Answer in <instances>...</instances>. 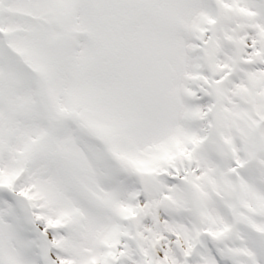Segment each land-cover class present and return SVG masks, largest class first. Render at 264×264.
<instances>
[{
    "label": "snow or ice",
    "instance_id": "snow-or-ice-1",
    "mask_svg": "<svg viewBox=\"0 0 264 264\" xmlns=\"http://www.w3.org/2000/svg\"><path fill=\"white\" fill-rule=\"evenodd\" d=\"M0 264H264V0H0Z\"/></svg>",
    "mask_w": 264,
    "mask_h": 264
}]
</instances>
